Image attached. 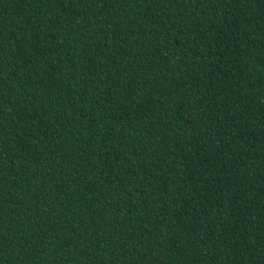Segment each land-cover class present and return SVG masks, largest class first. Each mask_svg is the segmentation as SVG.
Masks as SVG:
<instances>
[{
    "label": "trees",
    "instance_id": "trees-1",
    "mask_svg": "<svg viewBox=\"0 0 264 264\" xmlns=\"http://www.w3.org/2000/svg\"><path fill=\"white\" fill-rule=\"evenodd\" d=\"M0 264H264V0H0Z\"/></svg>",
    "mask_w": 264,
    "mask_h": 264
}]
</instances>
